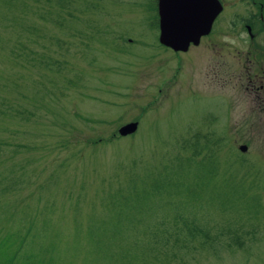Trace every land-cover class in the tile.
<instances>
[{"label": "rangeland", "instance_id": "obj_1", "mask_svg": "<svg viewBox=\"0 0 264 264\" xmlns=\"http://www.w3.org/2000/svg\"><path fill=\"white\" fill-rule=\"evenodd\" d=\"M233 1L177 55L157 0H0V264H264V61Z\"/></svg>", "mask_w": 264, "mask_h": 264}, {"label": "water", "instance_id": "obj_2", "mask_svg": "<svg viewBox=\"0 0 264 264\" xmlns=\"http://www.w3.org/2000/svg\"><path fill=\"white\" fill-rule=\"evenodd\" d=\"M223 6L219 0H159L160 37L162 45L176 52H188L191 45L199 46L201 39L211 33ZM138 122L122 126V137L133 135ZM242 152L248 147L242 145Z\"/></svg>", "mask_w": 264, "mask_h": 264}, {"label": "flooded vegetation", "instance_id": "obj_3", "mask_svg": "<svg viewBox=\"0 0 264 264\" xmlns=\"http://www.w3.org/2000/svg\"><path fill=\"white\" fill-rule=\"evenodd\" d=\"M219 1L223 6V10L219 14L220 16L225 11H228L227 3H229V0ZM232 4L235 5L233 7L234 10H232L230 13L231 21L234 19L241 22L246 31L245 33L250 41V54L252 55L253 53L255 56L261 55L263 57V59L261 60L264 61V39H262V36L264 35V0H234ZM158 5L159 0H157V6ZM219 16L215 20L214 25L218 20ZM162 46L165 47L164 45ZM165 48L171 50L177 55H181V53H187L176 52L171 48ZM256 70L258 69H254V74L249 79V87L256 97H258L261 101H264V74L260 75L256 72ZM259 71L264 73V66L261 65Z\"/></svg>", "mask_w": 264, "mask_h": 264}]
</instances>
